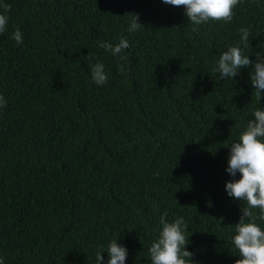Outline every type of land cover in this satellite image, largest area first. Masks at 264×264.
<instances>
[{
    "label": "trees",
    "instance_id": "obj_1",
    "mask_svg": "<svg viewBox=\"0 0 264 264\" xmlns=\"http://www.w3.org/2000/svg\"><path fill=\"white\" fill-rule=\"evenodd\" d=\"M0 257L4 264H107L111 240L125 264L183 218L195 264H235L230 144L264 108L253 65L223 79V51L240 44L264 60V0H239L231 22L194 25L163 0H0ZM133 14L141 27L129 32ZM19 29L22 43L13 33ZM128 40L113 55L101 42ZM103 63L97 85L91 65ZM123 67L124 71H121ZM259 217L260 209H252ZM222 218V219H221ZM256 223L264 230V220Z\"/></svg>",
    "mask_w": 264,
    "mask_h": 264
},
{
    "label": "clouds",
    "instance_id": "obj_2",
    "mask_svg": "<svg viewBox=\"0 0 264 264\" xmlns=\"http://www.w3.org/2000/svg\"><path fill=\"white\" fill-rule=\"evenodd\" d=\"M172 6H184L185 14L194 25L206 23L209 20L231 22L233 9L239 0H163ZM5 11L10 5L3 4ZM8 17L0 14V33L6 30ZM138 14H133L128 31L135 32L141 27ZM240 44L231 46L223 51L217 62L216 71L223 79L234 78L239 75V69L253 65L254 70L250 73L251 83L255 89L256 99L264 98V60L259 58L255 63L244 54V49L249 48L248 29L241 28ZM17 44L22 43V33L17 29L13 33ZM100 47L111 51L113 55H119L124 49L130 47L127 39L121 38L119 43L113 44L101 42ZM121 71H124L121 67ZM92 79L97 85L107 82V74L103 63L91 65ZM6 101L0 95V108L4 107ZM251 119L248 120L237 142L230 144V155L226 171L235 177L240 173L239 179L226 182L225 188L230 197L238 201H246L243 206L239 222L235 224L236 234L233 236V244L239 252L240 259L235 264H264V230L256 223L257 219L264 220V108L253 111ZM259 208L260 215L257 217L252 209ZM167 213L160 216L162 229L158 238L152 242L149 248L151 264H195L191 259L193 253L186 249L189 243L185 235L187 226L183 218H177L172 222L167 219ZM222 219V218H221ZM103 248L96 252L97 264H101L104 257L101 253ZM107 264H125L127 257L126 247L113 239L107 246ZM0 264L4 260L0 257Z\"/></svg>",
    "mask_w": 264,
    "mask_h": 264
}]
</instances>
